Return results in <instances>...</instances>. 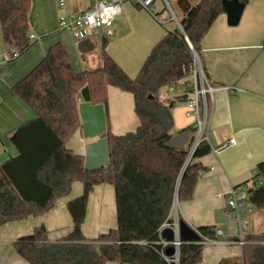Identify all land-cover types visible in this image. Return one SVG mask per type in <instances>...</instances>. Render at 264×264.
I'll return each instance as SVG.
<instances>
[{
    "label": "trees",
    "instance_id": "1",
    "mask_svg": "<svg viewBox=\"0 0 264 264\" xmlns=\"http://www.w3.org/2000/svg\"><path fill=\"white\" fill-rule=\"evenodd\" d=\"M185 4L183 14L177 15L182 29L168 30L135 77L110 55L106 40L101 64L83 71L74 68L69 51L57 42L13 86L37 117L14 131L11 142L18 153L0 162V225L43 215L59 198L70 195L75 182L83 184V193L68 202L74 222L69 233L51 241L49 230L41 224L14 243L18 254L30 264H176L174 238L163 225L171 220L176 195L180 200L192 198L203 170L197 159L213 148L202 142L187 164L195 134L184 149L166 146L175 135L174 102L164 103L161 91L172 84L190 87L193 53L200 55L203 38L225 12L223 0H187ZM31 7L32 0H0V27L9 51L23 53L34 44L30 38ZM110 85L134 95L140 125L122 135L107 128L104 136L109 140L111 164L86 170L85 156L67 146L82 127L81 91L89 86L92 103L104 104L107 113ZM254 178L261 184L248 193V200L264 209V160ZM102 183L115 187L118 226L91 239L84 234L83 224L89 196ZM191 230L196 237L181 240L178 264L199 263L205 238H216L215 229L209 226ZM243 239L242 256L219 264H264V231Z\"/></svg>",
    "mask_w": 264,
    "mask_h": 264
},
{
    "label": "crops",
    "instance_id": "2",
    "mask_svg": "<svg viewBox=\"0 0 264 264\" xmlns=\"http://www.w3.org/2000/svg\"><path fill=\"white\" fill-rule=\"evenodd\" d=\"M90 3V0H65V7L61 8L59 0H32L30 37L34 35L35 39H31L34 44L17 58L0 61V162L18 153L11 142L14 131L37 117L14 92L13 86L42 61L53 44L61 42L69 51L74 68L83 71L101 64L100 54L106 40L110 55L135 77L152 48L168 30L179 27L165 8L161 12L154 10L152 14L126 1L123 13L115 21L114 36L95 34L86 39L74 38L60 27V17L83 11ZM186 5L181 3V15ZM10 54L0 27V57ZM199 56L211 84L220 88L214 95L210 144L213 149L220 148L231 137L236 138V143L197 159L203 170L194 194L190 199L179 200L178 209L180 219L192 228L215 229L214 239L219 243H205L202 260L197 264H219L223 259L243 254L236 212L228 205L230 190L236 188L239 193H249L261 184L254 175L258 164L264 160V0H249L236 26H230L226 12L222 13L203 38ZM108 94L107 128L110 132L122 135L136 130L140 119L135 112L134 95L112 85L108 87ZM190 96V87L182 83L166 86L161 91L164 103L174 102V134L184 131L190 137L195 134L194 119L186 115V99ZM89 142L81 128L67 146L85 156ZM82 193L83 184L77 181L70 195L59 198L54 208L45 214L0 225V264H30L18 254L14 243L41 224L49 230L51 241L69 233L74 222L68 202ZM227 213H231V218ZM240 213L243 220L249 221L244 235L264 231L260 229L264 225V209L249 202L248 206L240 208ZM117 226L115 187L110 183L98 184L89 196L83 232L92 239ZM165 229L175 239L174 230ZM179 236L180 240H190L196 237V232L180 229Z\"/></svg>",
    "mask_w": 264,
    "mask_h": 264
},
{
    "label": "built area",
    "instance_id": "3",
    "mask_svg": "<svg viewBox=\"0 0 264 264\" xmlns=\"http://www.w3.org/2000/svg\"><path fill=\"white\" fill-rule=\"evenodd\" d=\"M126 1H131L138 6L144 8L150 13L154 14V4L156 0H90V6L80 12L65 14L60 17V27L67 29L74 38L86 39L92 35L98 34L101 36H114V24L117 18L123 13V5ZM169 5L167 0H163ZM61 8L65 7V0H59ZM170 7V6H169ZM171 16L179 26V20L173 9L170 7ZM35 39L34 35L30 37ZM20 55L18 49H13L10 55L0 57L10 60L17 58ZM194 60L191 69V96L186 99V115L194 119L195 138L190 148V153L187 159V164L191 161L193 154L197 147L202 142H209V127L212 116V107L214 103L215 92L220 89L211 84L210 79L201 63L199 54L194 51ZM172 84L171 86H176ZM166 104H169L166 102ZM236 143V138L231 137L227 143L223 144L220 148H215V153L219 152L222 147L233 145ZM179 196L176 195L173 201L172 209L169 218L170 221L166 222L163 227H171L175 232V239L173 244L176 246L175 262H179V249L182 241L180 240L179 231L181 219L179 217ZM248 193H239L236 188H232L229 192L228 205L236 212V220L240 229V243L244 244L243 239L244 230L249 227V221L241 218L240 208L248 206ZM231 218V213L226 214ZM221 234L222 231H219ZM167 243V242H165ZM204 243H219L214 238H205Z\"/></svg>",
    "mask_w": 264,
    "mask_h": 264
},
{
    "label": "water",
    "instance_id": "4",
    "mask_svg": "<svg viewBox=\"0 0 264 264\" xmlns=\"http://www.w3.org/2000/svg\"><path fill=\"white\" fill-rule=\"evenodd\" d=\"M223 5L227 14L228 24L230 26L238 25L241 21L246 3L241 0H223ZM179 27L182 29L180 22ZM81 96L82 101L79 104V113L82 121V132L86 139L91 140L86 146L85 169L96 170L108 167L111 164V155L109 140L104 136L107 131L106 108L102 103H92L89 86H85L82 89ZM189 139L188 132L184 131L173 135L166 142V146L184 149ZM180 229L191 230L192 227L186 221L182 220Z\"/></svg>",
    "mask_w": 264,
    "mask_h": 264
},
{
    "label": "rangeland",
    "instance_id": "5",
    "mask_svg": "<svg viewBox=\"0 0 264 264\" xmlns=\"http://www.w3.org/2000/svg\"><path fill=\"white\" fill-rule=\"evenodd\" d=\"M169 5L166 4L163 0H157L156 3L154 4V10L156 12H161L163 8H165L167 11L170 12V7L173 9V11L178 15L181 16V3L183 2V5L185 4V1L187 0H167ZM182 1V2H181ZM192 2H195V0H191ZM170 6V7H169ZM74 13V12H70ZM65 15V14H64ZM62 16V15H61ZM74 39V38H73ZM181 103V102H177ZM191 118V117H189ZM82 128V127H81ZM264 221V217L262 218ZM261 230H264V225L260 227ZM253 230H256V227L253 228Z\"/></svg>",
    "mask_w": 264,
    "mask_h": 264
}]
</instances>
